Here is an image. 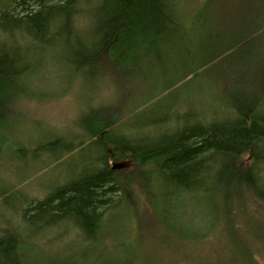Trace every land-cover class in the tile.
<instances>
[{
    "label": "trees",
    "instance_id": "obj_1",
    "mask_svg": "<svg viewBox=\"0 0 264 264\" xmlns=\"http://www.w3.org/2000/svg\"><path fill=\"white\" fill-rule=\"evenodd\" d=\"M84 1L10 0L0 12V130L12 121L22 122L25 103L34 101L27 82L34 71L30 56L39 44L53 47L63 39L48 38L52 32L58 35L66 28L63 62L92 84L136 77L141 63L150 66L148 75L159 74L151 69L156 61L165 60L176 47L191 46L190 39L211 29L214 5L223 12L221 5L246 2L245 17L253 24L242 40L220 46V52L178 81L211 67L224 68L203 96L212 100L210 106L215 101L217 109L174 113L173 127L161 124L137 141L123 127L133 112L105 104L82 111L78 143L70 148L92 145L97 158L64 186L29 202L14 224L0 227V264H35L22 253L34 243V237L23 234V225H34L37 217L50 216L55 223L66 218L83 247H89L98 241L111 210L135 207L140 193L145 199L162 197L163 186L175 195L194 189L203 193L209 187L213 232L235 247V262L240 258L257 264L253 254L258 250L248 248L259 241L264 214V0H206L188 19L171 11L167 0H102L89 39L79 35L77 26ZM251 6L256 7L253 12ZM259 40L263 42L254 46ZM241 50L246 53L239 61L226 64ZM85 259L66 264H84Z\"/></svg>",
    "mask_w": 264,
    "mask_h": 264
},
{
    "label": "rangeland",
    "instance_id": "obj_2",
    "mask_svg": "<svg viewBox=\"0 0 264 264\" xmlns=\"http://www.w3.org/2000/svg\"><path fill=\"white\" fill-rule=\"evenodd\" d=\"M167 1L171 11L188 19L206 0ZM102 2H82V14L77 19L81 37L89 39L93 34L95 14ZM8 3L10 0H0V12ZM219 3L217 0L216 4ZM245 3L238 2L236 7L229 8L223 3V12L219 6H212L211 17L213 12L217 15L209 21L211 29L190 39L193 44L189 47L186 44L187 51L176 47L165 60L156 61L151 69L159 74L154 75H148L145 71L150 66L141 63L135 68L139 70L136 77L86 84L63 62L66 28L58 35L50 33L48 38L63 39L53 47L39 44L30 56L34 71L27 82L34 101L25 103L26 116L22 122L12 121L0 130V227L14 224L16 215L19 217L29 202L42 200L95 161L99 153L96 147L70 148L78 143L77 121L88 106L105 104L133 112L124 120L123 127L125 131L130 129L127 135L136 141L153 134L161 124L164 129L165 125L173 127L174 113L209 108L212 100L203 96L224 68L211 67L196 72L186 81H178L185 74L195 72L213 53L220 52V46L243 39L253 24L245 17L249 7ZM262 40L252 43L255 46ZM245 53L246 50L235 53L226 64L239 61ZM213 102L209 111L218 108ZM173 192L163 186L162 197L145 199L140 193L135 207L111 210L106 225L96 237L98 241L89 247H83L85 242L76 236L66 218L55 223L50 216L37 217L34 225H23V234L34 237V243L24 246L22 253L35 264L80 262L83 257H86L84 264H240L242 261L250 264L240 258L235 262V247L225 236L213 232V199L209 187L203 193L196 189L186 195ZM258 237L259 241L248 250H258L253 254L254 259L257 264H264V214Z\"/></svg>",
    "mask_w": 264,
    "mask_h": 264
},
{
    "label": "water",
    "instance_id": "obj_3",
    "mask_svg": "<svg viewBox=\"0 0 264 264\" xmlns=\"http://www.w3.org/2000/svg\"><path fill=\"white\" fill-rule=\"evenodd\" d=\"M114 168H119L120 167V165H116V166H113Z\"/></svg>",
    "mask_w": 264,
    "mask_h": 264
}]
</instances>
